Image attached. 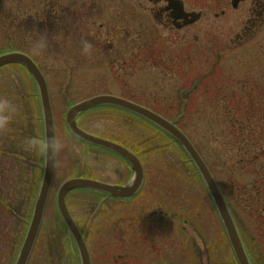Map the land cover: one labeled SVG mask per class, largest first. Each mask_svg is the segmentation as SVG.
<instances>
[{
    "label": "rangeland",
    "instance_id": "rangeland-1",
    "mask_svg": "<svg viewBox=\"0 0 264 264\" xmlns=\"http://www.w3.org/2000/svg\"><path fill=\"white\" fill-rule=\"evenodd\" d=\"M183 2L186 12L202 17L182 32H169L149 13V0H0L2 11L15 7L23 15H35L36 8L42 14L40 7L46 3L53 13L44 17H54L53 31L35 24L31 39L0 31V54L26 51L40 66L56 128V172L29 264H81L57 208V192L66 180L126 183L133 173L115 153L74 138L66 124L71 106L109 94L160 113L191 137L214 167L252 261L264 264V26L241 42L251 2L237 9L233 0ZM83 41L92 46L87 53ZM250 94L260 99L253 109L248 106ZM236 95L239 105L236 99V105L231 102ZM3 117L7 119L0 123V146L20 155L13 162L0 161V192L13 198L17 207V217L0 218V264H14L36 201L28 211L19 195L35 181L39 190L45 156L39 91L29 71L18 64L0 69ZM249 118L260 123H252L249 130L255 131L246 136L251 142L252 133L258 135L259 157L252 164L234 165L239 160L238 149L232 147L234 137L246 133L239 126ZM78 123L88 133L121 141L136 151L147 176L134 199L116 200L85 190L67 195L68 209L86 235L94 264H238L194 163L167 134L111 106L84 113ZM255 180L263 192L260 206L252 192ZM156 225L163 230L156 231ZM107 251L112 258L105 257Z\"/></svg>",
    "mask_w": 264,
    "mask_h": 264
},
{
    "label": "water",
    "instance_id": "water-1",
    "mask_svg": "<svg viewBox=\"0 0 264 264\" xmlns=\"http://www.w3.org/2000/svg\"><path fill=\"white\" fill-rule=\"evenodd\" d=\"M242 1L244 0H234V8H237ZM182 7H179L180 11L182 10ZM188 16L192 17L193 19L186 25H192L201 18V14L195 13L188 14ZM12 64H18L25 67L34 79L39 91L44 124L45 156L43 175L32 218L15 262V264H29L43 224L45 210L54 179L56 168L55 125L48 84L39 67L28 55L21 52H11L0 55V69L4 66ZM104 106H111L126 110L150 122L154 126L167 133L185 151V153L194 163V166L201 176L214 203L238 264H252L223 194L221 193L206 163L188 137L175 124L171 123L160 115L138 104L108 95L94 97L71 107L66 116V124L75 138L109 150L127 160L132 167L133 177L126 186H114L90 179L74 178L66 181L59 189L57 193L58 212L76 245L80 263L93 264L88 245L67 207V195L71 191L82 189L106 194L113 198L122 199L138 194L145 183V172L143 165L134 154L111 141L91 135L78 126L77 119L80 114L88 110Z\"/></svg>",
    "mask_w": 264,
    "mask_h": 264
},
{
    "label": "trees",
    "instance_id": "trees-1",
    "mask_svg": "<svg viewBox=\"0 0 264 264\" xmlns=\"http://www.w3.org/2000/svg\"><path fill=\"white\" fill-rule=\"evenodd\" d=\"M42 3H43V1H42ZM53 5L55 6L56 9H57V7L60 8L58 2L56 4H53ZM48 7H49V4L46 5V3H45V5L40 7L44 11V12H42V14H40V12L38 11V8L33 9V10H36L35 15H33V14L30 15L29 13H26L25 15H23L22 13H20L19 10H17L18 8H15V7H13L12 10H10V11H5V12L2 11V9H0V31L7 30V31H9L10 34L12 33L13 35L15 34V35H19V36H24V37L29 38V39H31L33 33L35 31H37L34 28L35 24H38L39 29H40V26H43L45 29L44 31H48V32H50V30L53 31L54 30L53 29L54 28V22H51V18H54V17L52 15H50L47 20L44 17V14L45 13L47 14V12H49L51 14L53 13V10L48 11L49 10ZM63 11L66 12L65 10H63ZM63 11H62V13H63ZM28 12H33V11H28ZM41 22L45 23V26L42 25ZM24 52H26V51H24ZM26 53L30 54L28 52H26ZM238 96L239 95H236L235 98L232 96L231 102L233 103V99H236V100H238V102H236V100H235V102L237 105H239L240 100H239ZM248 97H249L248 106L250 109H253L256 106H258V104L260 103V99L252 96L251 94ZM236 104H234V105H236ZM247 113H249V112L247 111ZM182 116L184 118L188 117V115L186 113H184ZM262 121H263V118H262ZM239 122H240V120H236L234 123L240 124ZM247 122H248V124L246 126ZM247 122L245 123V126H243V125L239 126L240 130L244 127L246 133H242V135L234 137L235 142H234V146H232V147L238 149V155H239V160L237 161V163H233L234 165L239 164V166H242L243 164H246V163L252 164L251 162L257 161V159L259 157V155L256 153V150H259L261 148L258 135L256 133H252L255 138L253 139L254 141L252 140L251 142L250 141L247 142L246 136L249 135V133L255 131V129L249 130L251 127L254 128V125H256V127H257L258 124L260 125V123H262L261 122V116H259V122L260 123L259 122H252L251 118H249L247 120ZM10 142L12 144V140H10ZM194 144L196 145V143H194ZM228 145H231V144H226V147ZM196 147L199 150L200 154L203 156V158L206 160V162H207L208 166L210 167V169L212 170V172L214 173L215 170H214L213 165L211 163H209V161L206 159L205 154L202 153V151L199 149V146L196 145ZM12 149H14V148H12ZM8 150H10V148H7L5 146L4 147L0 146V161L2 163H3L4 159H6V158L8 160H10L9 162H13L17 158L19 159V153L18 152L14 153V152H10ZM247 156H249V157L252 156L253 158L246 159L245 157H247ZM0 182H3V178H1V176H0ZM26 185H28V187H30L29 182ZM257 185H258V181L255 180L253 183V187H252L253 191L252 192L255 193V195H256L255 200L258 201V205L260 206L261 200L259 199V195L262 196L263 192H261L260 189L259 190L257 189L258 188ZM33 188L37 189V181H35L33 183V186L31 185L29 191H27V189H24L23 194L19 195L21 198L20 205L22 207H25V209L28 211L30 210L29 208H31L32 205L34 204V200H35L36 194H37V193L36 194L34 193ZM244 190H246V188ZM250 195H251V193H249V196ZM226 197H227V194H226ZM26 199H27V204L25 206L24 202ZM256 208H258V207H256ZM16 209H17V207H16V202L14 201V199L13 198L11 199L10 196L8 197L5 193L0 192V218L4 214H12V215L16 216ZM260 210H261V207H260ZM106 253L107 254L105 257L112 258V257H109L110 254L108 251ZM137 262L140 263V260H137Z\"/></svg>",
    "mask_w": 264,
    "mask_h": 264
},
{
    "label": "flooded vegetation",
    "instance_id": "flooded-vegetation-1",
    "mask_svg": "<svg viewBox=\"0 0 264 264\" xmlns=\"http://www.w3.org/2000/svg\"><path fill=\"white\" fill-rule=\"evenodd\" d=\"M149 2L151 4V6L149 7L150 8L149 13L153 15V18L155 17L157 19L158 25L160 27H163L169 32L170 31L182 32L183 30L191 27V26H186V24H188V22H190L193 18L185 14L186 12V10L184 9L185 6L182 7L183 5L181 4L184 3L183 0H149ZM246 2H251V8H250V16L246 23L247 26L245 27L244 31L239 35V39L237 38L241 42L246 41L248 38L251 39L255 37L256 34L260 31V29H262L264 26V0H244V2L241 4H245ZM179 7H182L181 11L179 10ZM114 141L124 146L129 151L135 153V151L132 148H130L128 145L124 144L123 142L118 140L117 141L114 140ZM117 157L128 165V171L129 173H131L132 168L130 167L129 163L124 159H122L121 157L119 156ZM132 174H130V178L126 183H115L114 185H119V186L127 185L132 177ZM154 227L156 228V231L163 230V227H160L158 225ZM163 258L165 257L163 256L161 259ZM118 259L117 262H119Z\"/></svg>",
    "mask_w": 264,
    "mask_h": 264
},
{
    "label": "clouds",
    "instance_id": "clouds-1",
    "mask_svg": "<svg viewBox=\"0 0 264 264\" xmlns=\"http://www.w3.org/2000/svg\"><path fill=\"white\" fill-rule=\"evenodd\" d=\"M82 43H83V51H84L85 53L89 52V50H90L91 47H92L91 44L88 43L87 41H83ZM6 119H7V117L0 118V123L6 121Z\"/></svg>",
    "mask_w": 264,
    "mask_h": 264
},
{
    "label": "bare ground",
    "instance_id": "bare-ground-1",
    "mask_svg": "<svg viewBox=\"0 0 264 264\" xmlns=\"http://www.w3.org/2000/svg\"><path fill=\"white\" fill-rule=\"evenodd\" d=\"M88 111H89V110H88ZM86 112H87V111H86ZM84 113H85V112H84ZM82 114H83V113H82ZM82 114H80V115H82ZM80 115H79V116H80Z\"/></svg>",
    "mask_w": 264,
    "mask_h": 264
}]
</instances>
